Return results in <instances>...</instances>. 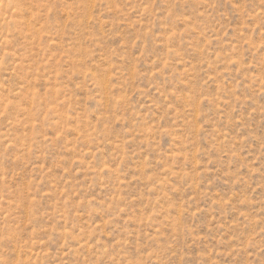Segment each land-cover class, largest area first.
<instances>
[{
    "label": "rangeland",
    "instance_id": "374dc122",
    "mask_svg": "<svg viewBox=\"0 0 264 264\" xmlns=\"http://www.w3.org/2000/svg\"><path fill=\"white\" fill-rule=\"evenodd\" d=\"M0 264H264V0H0Z\"/></svg>",
    "mask_w": 264,
    "mask_h": 264
}]
</instances>
